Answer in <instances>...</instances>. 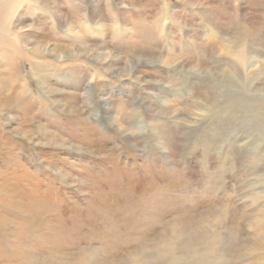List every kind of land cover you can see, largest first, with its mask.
I'll use <instances>...</instances> for the list:
<instances>
[{"label":"rangeland","instance_id":"374dc122","mask_svg":"<svg viewBox=\"0 0 264 264\" xmlns=\"http://www.w3.org/2000/svg\"><path fill=\"white\" fill-rule=\"evenodd\" d=\"M0 264H264V0H0Z\"/></svg>","mask_w":264,"mask_h":264}]
</instances>
